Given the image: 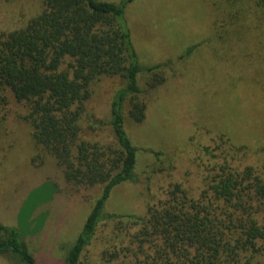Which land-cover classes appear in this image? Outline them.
I'll return each instance as SVG.
<instances>
[{"label":"rangeland","instance_id":"1","mask_svg":"<svg viewBox=\"0 0 264 264\" xmlns=\"http://www.w3.org/2000/svg\"><path fill=\"white\" fill-rule=\"evenodd\" d=\"M37 9L35 0H0V30L21 26L23 15ZM124 19L139 65H162L165 81L150 88L149 75L139 76L144 119L136 123L125 115L137 150L136 181L112 190L104 215L124 216L122 224L102 220L80 264H135L124 247L137 228L125 216L145 218L147 206L164 200L177 183L198 193L202 169L236 148L252 152L242 153L249 165L264 164V0H133ZM216 22L223 24L221 38ZM120 86L118 78L95 82L85 112L107 122L109 102ZM6 95L0 118V224L20 231L35 264H62L101 186L66 181L54 158L33 142L22 119L27 107ZM257 261L264 264V257ZM16 263L0 255V264Z\"/></svg>","mask_w":264,"mask_h":264},{"label":"trees","instance_id":"2","mask_svg":"<svg viewBox=\"0 0 264 264\" xmlns=\"http://www.w3.org/2000/svg\"><path fill=\"white\" fill-rule=\"evenodd\" d=\"M35 1L39 9L23 15L21 26L0 30V118L7 92L27 107L22 119L33 142L54 158L65 180L101 186L62 263L80 264L102 220L122 224L124 216L104 215L112 190L136 181L137 150L126 132L125 115L136 123L144 119L139 76L149 75L150 88L165 77L158 70L162 65L143 68L138 63L124 19L133 0ZM222 26L214 25L219 38ZM103 78L121 81L109 102L107 122L85 112L93 85ZM241 148L202 169L198 193L177 183L164 200L147 206L145 218L125 216L137 228L124 247L135 264H256L264 257V164L262 169L249 165L242 153L252 152ZM0 255L11 256L16 264H35L20 231L2 224Z\"/></svg>","mask_w":264,"mask_h":264}]
</instances>
